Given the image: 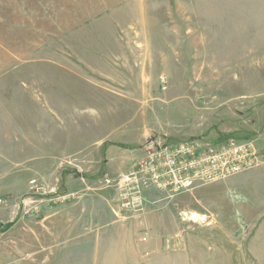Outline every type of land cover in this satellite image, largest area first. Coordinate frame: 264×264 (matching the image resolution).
<instances>
[{"label":"rangeland","instance_id":"obj_1","mask_svg":"<svg viewBox=\"0 0 264 264\" xmlns=\"http://www.w3.org/2000/svg\"><path fill=\"white\" fill-rule=\"evenodd\" d=\"M227 140L258 165L135 201ZM0 264H264V0H0Z\"/></svg>","mask_w":264,"mask_h":264},{"label":"built area","instance_id":"obj_2","mask_svg":"<svg viewBox=\"0 0 264 264\" xmlns=\"http://www.w3.org/2000/svg\"><path fill=\"white\" fill-rule=\"evenodd\" d=\"M145 154L126 178L136 202L143 190L169 198L258 165L254 146L235 140L204 148L193 141L152 144Z\"/></svg>","mask_w":264,"mask_h":264}]
</instances>
